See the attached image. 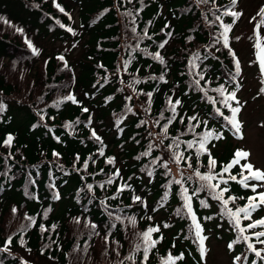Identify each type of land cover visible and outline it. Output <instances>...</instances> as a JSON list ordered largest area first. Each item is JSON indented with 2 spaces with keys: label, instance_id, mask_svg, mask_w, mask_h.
Segmentation results:
<instances>
[{
  "label": "trees",
  "instance_id": "1",
  "mask_svg": "<svg viewBox=\"0 0 264 264\" xmlns=\"http://www.w3.org/2000/svg\"><path fill=\"white\" fill-rule=\"evenodd\" d=\"M239 3L235 10L241 12ZM262 6L264 0L256 9L255 23L261 20L257 13ZM231 7L230 0H0V264H133L125 259L129 255L140 264L143 251L135 245L142 244L138 234L149 227L159 228L152 234L159 243L150 250L147 264H162L169 253L183 254L176 264L208 263V253L205 260L200 258L181 185L170 183L193 175L195 168L207 172L208 155L197 161L195 148L168 145L176 137L194 139L188 117L195 115L208 122L196 132L214 129L223 136L208 145L217 172L240 148L243 138L215 113L218 107L230 116L229 110L219 103L214 107L195 86L196 74L202 73L200 85L219 101L222 97L211 89L223 84L231 91L238 82L241 102L246 75L235 46L243 39L238 33L243 14L234 24L232 16L222 17L223 23L232 24L228 43L240 62L239 76L216 19ZM247 39L253 49L252 31ZM196 54L193 68L190 61ZM69 95L75 102L66 99ZM169 98L181 102L174 119ZM9 135L13 139L5 144ZM173 150L191 156L193 167L183 160L177 164ZM231 171L235 175L240 168ZM199 186L195 176L184 184L189 195ZM228 187L225 197L253 195L233 181ZM137 196L139 201L133 199ZM245 203L237 199L229 207ZM191 204L208 237L206 248L222 244L233 261L242 258L236 264H264L242 238L234 243L238 233L208 190L192 196ZM261 217L264 207L252 218ZM248 223L242 220V226Z\"/></svg>",
  "mask_w": 264,
  "mask_h": 264
},
{
  "label": "snow or ice",
  "instance_id": "2",
  "mask_svg": "<svg viewBox=\"0 0 264 264\" xmlns=\"http://www.w3.org/2000/svg\"><path fill=\"white\" fill-rule=\"evenodd\" d=\"M202 3H207L208 0H201ZM215 0H213V3ZM230 3L232 5L231 8L226 9L225 11L221 12L220 15L216 16L217 20L221 21L220 27L223 29V31L220 33V37L223 38V46L225 48L229 49L230 55L233 56L234 62H235V76L240 75L241 66L239 60L236 58L235 53L232 51V49L229 47V37L228 33L231 31L232 24H225L223 23L222 17L225 15H230L233 17V24L237 19H239L242 15L241 12L235 10V6L238 3V0H230ZM63 11V9H61ZM220 9L217 8V12H219ZM128 15H131V13H127ZM258 16L261 17L260 22L257 24V29L259 28L260 24H264V6H262L258 13ZM255 19V17H253ZM63 26V25H62ZM71 31V29H68ZM133 32H135V29H133ZM217 42H219V38H217ZM28 47L32 49L33 54H37V49L33 47L31 42H27ZM164 44L162 43L160 47H163ZM257 52H256V59L259 62V67L261 70L262 76H264V47H261L259 41H257L255 45ZM156 58L161 60V63H163V60L160 58L159 53L156 54ZM199 59V54H196L192 61H190V64L193 68L197 67L195 61ZM125 65H127V61L125 62ZM196 75L199 76V79L195 80V86L200 89V91L204 92V95L207 97V99L215 105L219 103L221 106L227 108L229 112L231 113L230 116L225 115L220 108H215V113L217 116L223 117L224 121L227 125H230L231 129L234 130V132L237 135V138L242 139L243 135L241 133L242 123L238 119L239 114L242 111V105L240 100L237 98V93L240 90V84L237 82L234 90L229 91L225 85L221 84L219 87L211 89V91L218 93L222 99L217 101L213 99L212 97L208 96L207 91L200 85V81L204 80V75L202 73H197ZM161 80L164 79L163 76L160 77ZM261 84H264V79L261 80ZM260 93L264 94V87L260 88ZM149 97H151V94H148ZM66 99L71 100L75 102L74 97L69 95ZM169 107L171 111L173 112L172 119L175 118V111L176 106L179 105L181 102L179 100H176L175 102L172 101L171 98H169ZM235 105V106H233ZM4 105L3 103H0V110H3ZM87 111V109H85ZM161 118L163 119V114H161ZM172 119H169L168 123L172 122ZM183 122V119L181 120ZM195 122V123H193ZM159 123V122H157ZM203 125L205 128H207L208 122L206 120L201 121L197 116H191L188 117V130L191 132L194 136L193 140L188 141H181L179 137L173 138V144L168 145L170 149L173 148V145H175V149H179L180 145L182 143H185L187 146V149H193L195 148L196 152V158L197 161L199 160V157L201 155H208L209 163H208V171L205 173H202L199 168H195L193 170V175L188 177L181 176V179H173L170 181V183L180 184L181 185V191L182 196L184 199L183 208L186 209L187 215H189L192 219V223L194 226V232H195V239L198 243V248L200 252V258L201 260H205L207 255V248L205 246V241L208 239L207 236L203 235L202 228L200 224L197 222V218L193 212L192 209V196L198 195L200 191L208 190L209 194L211 195L212 199L217 200L221 204V214L226 216L229 219V223L233 226V228L238 233V239L234 243H239L240 239L242 238L244 242L247 244V249L254 253L255 256L260 259L264 260V248H257L254 243L251 241L254 239L257 244L264 245V230L260 231H252L251 235H245L246 232L249 230H255L257 228L264 229V217H261L260 219H253V213L260 210L262 207H264V191H258L260 188H264V169L256 168L251 162H250V156L251 153L249 151H246L244 149H237L232 159L225 165H223L219 172L216 171V165L217 161L215 158L211 155V152L208 148V145L213 140H220L223 139V136L213 130H207L202 133L196 132L195 129ZM167 130L168 125L165 124L163 126V133L164 138H167ZM186 133H182L184 135ZM93 136H95V133L93 132ZM13 137L9 135L7 139L5 140V144H10ZM96 139L99 140L100 138L96 136ZM163 143V140H161V144ZM152 148V145H149V149ZM101 155H103V152H101ZM144 155H149L148 152H145ZM160 159V158H157ZM172 159L177 162V164L180 163V161H184L187 163L188 168H192L191 163V156H184V154L180 151L173 150L172 152ZM245 161L244 163H241V161ZM113 160L109 158L108 163H112ZM155 163V161H153ZM235 166H239L240 172L238 174H232V169ZM163 167L167 168L168 164L165 162L163 164ZM119 170L114 175H118ZM227 174V178H225V175ZM149 175H151V172H149ZM193 176L196 177V179L200 182V186L198 188L193 189L192 195H189V189L187 187H184V184L188 181H191L193 179ZM233 181L237 184H239L241 187L245 189H250V191L253 193V195H250L248 197H235V196H227L225 197V194L229 192V182ZM112 179H109L107 183H112ZM254 182V183H253ZM221 185H224V187H221ZM125 186H121L118 188V192L123 191ZM91 188V186H89ZM115 198V197H113ZM135 201H139L140 197H134ZM237 199L244 200L246 199V203L243 206L236 205L235 208L229 207L230 204H235ZM103 203V201H101ZM201 205L204 207H208L205 201H200ZM16 209H13V213L15 214ZM178 214H180L181 210H177ZM47 215V212L45 213V216ZM25 219H31L30 217H25ZM117 219H120V217H117ZM131 222L135 224V219L130 218ZM151 219V217H149ZM208 219H211L209 217ZM242 220L250 221L246 226H242ZM35 223V221H32ZM77 223H79V220H77ZM96 225H92V228H95ZM164 227H168L167 224L164 225ZM41 229L43 230V226H41ZM159 232L158 227H149L147 230L141 232L138 234L139 240L142 242L137 243L135 245V248L137 251H140L142 249L143 251V259L141 260L140 264H147L149 252L151 249H153L156 244L159 243L158 239H153L152 234ZM11 237L8 238L6 243L11 242ZM229 249L231 250L233 247V243H229L228 245ZM4 250V249H0ZM126 260H131L133 264H136L134 258L132 255H129L128 257H125ZM183 259V254L179 256H174L171 253H169L166 258L162 260V264H176L177 261H180ZM242 258L240 256L234 257L233 264H236L237 261H240ZM243 259L246 261L248 258L247 256L243 257ZM123 264V262H121ZM251 264H256V261L253 260Z\"/></svg>",
  "mask_w": 264,
  "mask_h": 264
},
{
  "label": "rangeland",
  "instance_id": "3",
  "mask_svg": "<svg viewBox=\"0 0 264 264\" xmlns=\"http://www.w3.org/2000/svg\"><path fill=\"white\" fill-rule=\"evenodd\" d=\"M238 1L240 2L239 9L243 14V21L238 29V33L243 35V39L236 44L235 48L236 51H238L242 64L245 66L246 75V88L244 92L240 93L243 105V110L240 114L243 139L239 144V149L249 151L251 153L249 158L250 162L256 168L264 169V96H261L259 93V89L261 88L260 80L264 78V76L261 74L259 62L256 59L257 49L255 47L257 41H259L261 45L264 26H259L256 40V34L254 33L255 22L253 21L256 9L262 3V0ZM251 31L254 33L253 49L251 41L247 39ZM249 62L253 63L250 64ZM244 162L245 161H243V163ZM260 191H264V188H261ZM207 250L209 254L207 264L233 263V258H230L228 254L225 253L222 244L213 242L209 247L207 246ZM20 255L25 259L26 255L24 253H20ZM28 260L31 261L32 259L29 257ZM39 264L45 263L43 261L39 262Z\"/></svg>",
  "mask_w": 264,
  "mask_h": 264
}]
</instances>
